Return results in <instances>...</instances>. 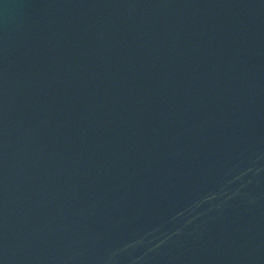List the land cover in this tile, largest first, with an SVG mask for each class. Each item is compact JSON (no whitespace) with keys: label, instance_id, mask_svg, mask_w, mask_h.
<instances>
[{"label":"water","instance_id":"obj_1","mask_svg":"<svg viewBox=\"0 0 264 264\" xmlns=\"http://www.w3.org/2000/svg\"><path fill=\"white\" fill-rule=\"evenodd\" d=\"M0 264H264V0H0Z\"/></svg>","mask_w":264,"mask_h":264}]
</instances>
